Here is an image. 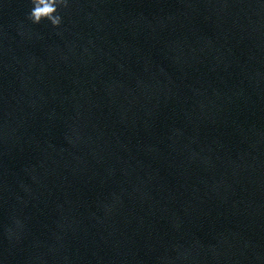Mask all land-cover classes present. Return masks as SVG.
Segmentation results:
<instances>
[{
	"label": "clouds",
	"instance_id": "9594fccd",
	"mask_svg": "<svg viewBox=\"0 0 264 264\" xmlns=\"http://www.w3.org/2000/svg\"><path fill=\"white\" fill-rule=\"evenodd\" d=\"M30 2L32 8L28 14V19L34 24L48 20L51 25L59 26L62 22L59 10L68 6V0H30Z\"/></svg>",
	"mask_w": 264,
	"mask_h": 264
}]
</instances>
